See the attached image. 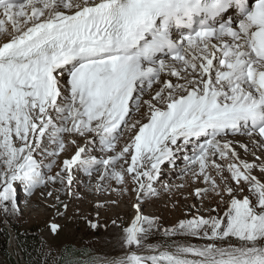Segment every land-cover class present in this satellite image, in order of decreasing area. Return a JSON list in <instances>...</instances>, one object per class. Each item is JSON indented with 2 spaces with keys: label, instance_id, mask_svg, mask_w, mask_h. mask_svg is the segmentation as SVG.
<instances>
[{
  "label": "snow or ice",
  "instance_id": "snow-or-ice-1",
  "mask_svg": "<svg viewBox=\"0 0 264 264\" xmlns=\"http://www.w3.org/2000/svg\"><path fill=\"white\" fill-rule=\"evenodd\" d=\"M234 2L236 22L233 0H0V216L20 186L63 216L78 170L135 195L123 256L50 222L27 264H264V0ZM177 153L200 204L162 227L142 201Z\"/></svg>",
  "mask_w": 264,
  "mask_h": 264
},
{
  "label": "rangeland",
  "instance_id": "rangeland-1",
  "mask_svg": "<svg viewBox=\"0 0 264 264\" xmlns=\"http://www.w3.org/2000/svg\"><path fill=\"white\" fill-rule=\"evenodd\" d=\"M184 168L183 154L177 153L174 165L162 166L159 183L155 185L158 195L142 201L143 213L149 217H158L162 227L173 226L178 220L185 218L186 213L194 211V209H190V205L199 206L200 204L194 196L190 195L192 186L182 172ZM225 175L227 176L228 173L225 172ZM76 177V182L73 185L75 197L70 200L68 210L63 216H57L53 208L46 207V204L50 202L44 201L39 195L26 199L23 186L19 187L17 197L23 210V216L18 220H5L0 216L2 224L9 233L7 252L16 264H24V261L17 246L14 230L23 232L34 229L40 237L51 238L46 228L50 222L61 225L62 231L57 238L58 242L70 241L78 245L86 243L101 257L107 258L126 252L120 246L121 226H129L134 218L135 195L133 193L116 194L110 191L94 192L89 189L88 177L82 171L78 170ZM181 184L185 186L180 188ZM68 199L65 197L66 201ZM112 201H116V203L113 204ZM97 203H104L105 207L98 209ZM207 203L205 201V207H207ZM97 213H99L100 227L91 229L87 220L97 222ZM114 219L117 221V226L112 224ZM163 239L160 232H154L149 238V242L154 243ZM191 242L197 243L198 241L193 239ZM5 263L6 260L0 256V264Z\"/></svg>",
  "mask_w": 264,
  "mask_h": 264
},
{
  "label": "trees",
  "instance_id": "trees-1",
  "mask_svg": "<svg viewBox=\"0 0 264 264\" xmlns=\"http://www.w3.org/2000/svg\"><path fill=\"white\" fill-rule=\"evenodd\" d=\"M14 231H15L17 246L21 241H23L24 247L29 252H34V250L38 246L40 238H41L40 235L38 234V232H36L34 229H30V230L23 231V232L22 231L20 232L16 229ZM17 232H19L21 234L27 233V235H22L21 240L18 241L17 236H16ZM8 242H9V233H8V230L6 229V227L2 224V219L0 218V256H2L6 260L5 264H16L14 262L13 258L7 252ZM19 250H20V248H19ZM20 252L22 254L24 264H27L26 254L24 252H22L21 250H20Z\"/></svg>",
  "mask_w": 264,
  "mask_h": 264
},
{
  "label": "bare ground",
  "instance_id": "bare-ground-1",
  "mask_svg": "<svg viewBox=\"0 0 264 264\" xmlns=\"http://www.w3.org/2000/svg\"><path fill=\"white\" fill-rule=\"evenodd\" d=\"M234 139L237 140V141H240V142H242V143H245V144L249 143V140H248V138H247L246 136H236ZM237 149H238V151L240 152V155H241L242 157H245V153H244L243 149L239 148V145H237ZM246 158L249 159V160L252 159V156H251V150H250L249 153L247 154V157H246ZM254 174L259 175V172L257 171V172L254 173ZM124 254H125V252H123V253H121V254H118V255H115L114 257L123 256ZM110 258H113V257H110Z\"/></svg>",
  "mask_w": 264,
  "mask_h": 264
},
{
  "label": "clouds",
  "instance_id": "clouds-1",
  "mask_svg": "<svg viewBox=\"0 0 264 264\" xmlns=\"http://www.w3.org/2000/svg\"><path fill=\"white\" fill-rule=\"evenodd\" d=\"M230 7H232V8H236V10H237V14H238V15L240 14V13H239V6L235 4L234 0H233V3L230 5Z\"/></svg>",
  "mask_w": 264,
  "mask_h": 264
}]
</instances>
